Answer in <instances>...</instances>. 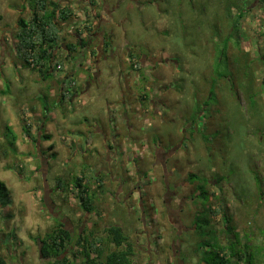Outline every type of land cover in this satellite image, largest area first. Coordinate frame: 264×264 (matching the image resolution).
<instances>
[{"label":"rangeland","instance_id":"1","mask_svg":"<svg viewBox=\"0 0 264 264\" xmlns=\"http://www.w3.org/2000/svg\"><path fill=\"white\" fill-rule=\"evenodd\" d=\"M59 1L72 2L77 10V16L66 25L67 41H75L76 25L81 23L83 11L89 10L88 4L86 0ZM108 2L117 4L113 12L117 23L112 25L116 35L103 48L108 50L107 55L112 46L119 49L114 50V57L101 58L98 66L93 54L84 62L79 61V68L77 61L61 56L66 70L62 74L75 69L78 94L72 102L57 105L54 102L61 85L56 80L62 74L43 81L38 71L23 65L7 33L2 40L5 32L1 28L15 31L20 0H0V41L9 45L8 50H3L0 43V182L6 184L0 193V254L8 264H48L40 256L35 238L43 237L61 219L69 227L80 225L84 213L72 192L63 188L83 169L104 179L103 185L96 187L91 178L102 216L90 215V223L97 219L101 228L111 223L121 225L135 242L145 240L141 231L147 228L153 238L170 225L163 205L164 184H170L180 197L185 194L183 186L187 181L189 199L180 217L185 225H194L195 229L182 234L183 261L218 264V257L210 250L219 248L233 262L229 250L233 234L242 240L251 236L253 241L247 253L244 248L241 251L245 254L239 264H264V33L260 25L256 32L254 23L246 18L242 21L246 13L239 15L255 0ZM60 50L66 55L64 47ZM130 51L137 59L139 54L148 55L156 68L141 65L132 72L127 61ZM93 52L96 54V50ZM160 59L166 62L159 65ZM96 72L98 77L94 76ZM123 74H127L128 81H124ZM156 94L162 99L157 113L151 111L149 103L139 101L147 108L140 114L142 110L135 107L138 103H131L136 97L147 101ZM45 99L49 105L44 106ZM45 107L53 118L46 127L51 139L41 141L39 150L25 135L22 117L30 124H40ZM108 112L115 116L122 138L130 132L131 137L138 139L152 138L166 151L178 146L179 149L156 166L155 149L150 148L144 151L147 163L137 167L135 160L143 150L132 143L127 146L128 159L124 158L122 164L121 155L125 152L121 148L115 150L117 138L111 137L114 127L108 122ZM123 113L127 114L126 119ZM9 128L18 135L15 144ZM76 148L79 149L75 154ZM149 167L153 168L149 178L140 182L144 189L126 204L107 198L118 186L124 191L130 189L136 176H142ZM166 170L171 174L167 182ZM127 176L132 180H126ZM57 179L62 181L61 188L56 186ZM149 179L153 181L150 188L155 186L153 193L146 190ZM44 186L46 191L54 189L48 195L56 204L57 217L45 205ZM125 197L123 194L120 199ZM153 205L161 214L152 212ZM210 206L219 208L221 213L212 216ZM156 221L162 224L158 231L154 227ZM169 241L170 237H166L161 242L163 247ZM203 246L209 249L207 257H203ZM150 254L142 252L139 264H145L146 255L153 264L154 252L151 250ZM159 263L166 264L165 260Z\"/></svg>","mask_w":264,"mask_h":264},{"label":"trees","instance_id":"2","mask_svg":"<svg viewBox=\"0 0 264 264\" xmlns=\"http://www.w3.org/2000/svg\"><path fill=\"white\" fill-rule=\"evenodd\" d=\"M89 5L99 7L96 0H91ZM259 5L263 6L264 0H260ZM92 11L94 10H90V8L89 10L83 11L84 16L81 19L82 21L76 25L78 39L74 42L72 39L67 41L66 25L77 16V10L73 3H66L59 0H29L27 4L22 5L21 16L17 20L16 31L13 34L15 49L13 51H15L23 65L38 71L43 81H47V79L52 78L55 74L59 73L60 75L62 74L61 72L66 71L65 63L59 59L61 56L67 60L77 61L76 68H79V61L81 60H77L72 54L76 51V46L79 45L76 43L77 40L82 41L83 45L87 43L85 35L93 29L91 27V21L89 23ZM25 12L26 14H24ZM243 14L244 11H241L239 13L240 17ZM85 16L87 18L89 17V19H84ZM62 41L63 45L61 46ZM60 47L66 49V55L61 54L63 50H60ZM91 53L94 55L93 51ZM262 56L264 61V54ZM99 61L97 57L96 66H98L97 63ZM136 63L134 62L133 64L135 65ZM133 68L137 69L136 66ZM74 72L75 69L73 70L72 68V70L60 75L61 78L56 80L58 86L61 85V87L55 99V104L59 105L67 104L69 101L72 102L78 94V90L75 88V78L77 77H75ZM98 72L94 76L98 77ZM97 77H94V79L96 80ZM262 82L264 83V78ZM6 92V90H3L4 94ZM45 105H49L47 100L44 101ZM50 112L48 107H45L43 119L40 124L38 122L30 124L26 122L25 117H22L24 122L22 129L25 135L37 144L39 150L41 141L51 139V135L46 132L48 122L53 120ZM109 112L107 115L108 119L112 115ZM9 130L10 138L15 144L18 135L12 128H9ZM53 146L51 144L50 148ZM108 147L110 149L112 148L111 145ZM51 155L48 157L51 158ZM45 159L47 161L46 165H49L50 161L48 158ZM91 178L95 180L96 187L103 185L104 179L101 175L98 176L96 172L87 174L82 169L80 175H73L71 180L66 181V187L63 189L64 191L72 192L74 199L78 201L79 207L83 213L89 214V218L94 213L100 218L102 216V210L98 208L97 191L91 188ZM43 179L46 180L45 177ZM5 185L3 182H0V193ZM56 186L57 188L63 186L61 179H57ZM0 203L3 207L1 200ZM210 210L212 216H217L221 213V210L217 207L212 208L210 206ZM87 226H90V229ZM87 226L82 234L73 236L65 224L60 221L56 227L44 234L43 237L37 236L35 240L39 244V251L42 258H51L48 264H79V261H81L80 264H139L134 260L137 252L136 242L121 225L111 223L105 224L101 228V225L96 219L91 223L89 221ZM111 245H114V247L111 248ZM217 257L219 259L218 264H228L230 261L227 255H221L220 252L217 253ZM240 260H242V255ZM0 264H8L1 254Z\"/></svg>","mask_w":264,"mask_h":264},{"label":"flooded vegetation","instance_id":"3","mask_svg":"<svg viewBox=\"0 0 264 264\" xmlns=\"http://www.w3.org/2000/svg\"><path fill=\"white\" fill-rule=\"evenodd\" d=\"M28 1L29 0H20V8H18L19 15L16 18V21L14 22L15 31H16L17 20L21 16L22 5L27 4ZM96 1L98 2L99 7H97V6L92 7L91 5H89L91 0H86L90 10L93 9L94 11H92V15H91L90 19H89V17L87 18L86 16L84 17V19H86V20L89 19V23L91 21V23H92L91 27H93V29L91 32H87V34L85 35L86 40H87V43L85 45H83L82 41H80V40L76 41V43H78L79 45L76 46V49H75L76 51L73 52V54H72L73 57H75L77 60H81L82 62H84V60H86L89 56L92 55L91 51H93V50H96L95 58L98 57L99 60H101V58H105L107 60L109 57H114L113 56L114 50L119 49L118 46L117 47H114V46L111 47L110 46L111 48H113V50H110L109 55H107L108 50H107V52H106V50H104L106 48V46H108V41L113 40L115 38V35H116L115 29L112 28V25L117 23L114 20V16H113V12H114L115 8L117 7V4L116 3L111 4L108 2V0H96ZM259 3H260V0H255L254 3L252 2L251 4H247L246 11L244 12V13H246V15H244V17L242 18V21H244L245 18L249 22H251L252 24L254 23V21H256L258 23V25H260L262 27V32L264 33V29H263V27H264L263 26L264 25V5L260 6ZM12 8H15V6H13ZM16 9H17V7H16ZM255 9L257 11H259L258 14L255 12ZM1 30H2L1 31L2 33L5 32L2 35V40L4 39L5 34L7 33L9 35L8 38L11 40L10 45H11V47H14V41H13V39H14L13 34H15L14 29L8 28L5 26L4 28H1ZM74 37H76V35H74ZM77 39H78V36H77ZM72 41H73V39H72ZM0 43H1V41H0ZM1 45H2V48H4L3 50L9 49L8 44L5 45V43L4 44L1 43ZM97 47L99 48V50L97 49ZM103 47H105V48H103ZM111 48H109V49H111ZM128 57L129 58H127V59H129V60H127V61H128V63H130V68H131L132 72L135 71L133 69L134 66H136L137 69L141 68V65L146 69L153 66L152 62L150 60V57L148 55L139 54L138 59H137V57L135 58V56L130 51ZM131 58L135 59V62L137 59L138 62L134 65L133 63H131L132 62ZM164 62H166L164 59H160L159 65L163 64ZM153 68H156V67L153 66ZM126 75L125 76H124V74L122 75L124 81L125 80L128 81L125 78ZM140 77H142V76H140ZM155 90H156V88H155ZM141 96H146V94H143ZM139 101L149 103L151 111L152 112L154 111L155 113H157L158 104H159V102H162V99L159 98V96L157 97L156 95H154L153 97H151V95H150V97L147 98V101L144 97L138 98V99H137V97L134 98V100L131 101V103L132 102L138 103V105H135V107L137 106L136 107L137 110H142V111H140V114H141L142 112L146 111L147 108L145 107V104H142ZM122 103L125 104L126 101L123 100ZM123 116L126 119L127 114L123 113ZM108 122H112L113 127H114V130L112 131L111 137L114 136V138H117V142H116L117 148L115 150H117L118 148H121L125 152L121 155V156H124L122 158V164L124 162V158L128 159V156L126 157L127 146H129V144H132V143H135V146H133V147H136V148L143 150L142 154L140 156H138V160H135V162L137 161L136 163H138L137 167H139L141 164L147 163L148 158H147L146 153H144V151L149 150L150 148L155 149L154 150L155 151L154 152V157H155L154 158V160H155L154 164H156V166H159V165H162L163 163H165L167 161V159H169V157L171 156V154H172L171 152L173 150L179 149V146H178V147H175V149L171 148V149H169V151H166L164 149H161V147H159L160 145H158L157 142H155V140H153L152 138L138 139L136 136L131 137L132 134L130 132L128 133V135L126 137L124 134L123 135L124 138H122L121 136L118 135L120 132L118 131L117 126L115 125V116L111 115V117L108 119ZM106 139H107V137H106ZM123 139H124V141H123ZM117 143H120V144L124 143V144L122 146L121 145L119 146ZM153 144L155 146H152ZM133 147H131V148L133 149ZM78 149L79 148H76L74 153L77 152ZM74 153H72V156H75L76 153L75 154ZM107 153H108V148H107ZM113 153L114 152L111 153V158H110L112 161H113V158H115L112 155ZM109 155H107L108 158H109ZM116 155H118V154H115V156ZM85 156L87 157V155H85ZM132 160H134V159H132ZM112 161H110V162H112ZM151 170H153V168L149 167V168H147V172H145V171L142 172V176L137 175L136 180L131 182L130 189H127L126 191H124V188L122 186H118L115 189L113 195L112 196L110 195V197L108 196L107 198L111 199V200L116 198V201H119L120 203L126 204L129 201V199L134 196L135 193L139 194L144 189L143 186H140V182L144 178L145 179L149 178L148 175H149ZM165 174L167 175L165 182H167L169 179L170 173L168 170H166ZM170 176H171V174H170ZM116 179L113 178V180H116ZM130 179L132 180L131 176L130 177L127 176L126 180H130ZM152 180H155V177ZM152 180L151 179L148 180V182H149L148 189H146V188L145 189L147 191H151L153 193V191H155V186L153 185L152 188H150V183L153 182ZM165 182L163 180V184ZM185 182L187 183V181H185ZM186 183L183 186L185 189V194H184V196H180V197L177 196L176 193L171 190L170 184H168L167 187H166V184H164V190H165L164 193L165 194H164V199H163L164 200L163 205H164V209H165V212H166V215L168 217L170 225H169V227L164 226L162 230H159L157 228H160V226H162V224H160V223H158V221H156L154 227L156 228L155 229L156 231H158V230L159 231H158V234H155V237H153V238H151L150 233L147 231V228L143 229V231H141L145 235V240L143 242H140L139 239H136V243H135L136 244L135 246L137 247V252H136V255L134 257V260H136L138 263L143 258V256L141 255L142 252L148 251V253L150 254V251L152 250L154 252V256H155V261L153 264H157L159 260L161 262H162V260H165L166 264H186L183 261V259L181 258V247H182V244L184 241L182 238V234L184 231H190V229H192V230L195 229L194 225H191V226L185 225V223L182 221V218L180 217V213H181L182 209L185 207V204L187 203V201L189 199L188 195L190 192L189 193L186 192V188H185ZM44 189H45V191H44L45 195L43 196L44 197L43 200L46 201L45 205H46L48 211L51 214H53V216L57 217L58 212L56 211V204H55V202L50 200V195H48L49 192L53 193L54 189L46 191L45 186H44ZM46 194L48 195L49 200H47ZM123 194L126 197L121 200L120 198H121V195H123ZM141 198L142 197H140V200H141ZM142 206H143V204H142ZM152 212L153 213H159V209L156 205H153ZM159 214H161V213H159ZM61 221H62V219H61ZM89 221H90L89 217H87V214L84 213V216L81 219V223L78 227H75V226L69 227L67 222H63V221L62 222L69 229V231L71 232V234L73 236H78V235L82 234V232L86 229V226L88 225ZM143 227H145V226H143ZM166 237H170V241H169L170 244H166L163 247L161 242H165ZM231 238L233 239L234 242L231 239V242H233V245H231L229 250L233 254V259H232L233 262L229 261L228 264H236L237 262L239 264V262L241 261L240 260L241 255L244 256L245 252L246 253L248 252V249L251 246V244H253V241L251 239V236L247 237V238H249L247 240H242V238L239 235L234 236L232 234ZM144 242H146V246L143 245ZM203 248H205V251L203 252V257H204V256H206L207 250H209V249H207V246H203ZM243 248H244L245 252H241L243 250ZM210 252L211 253L214 252L215 257H217L218 252H220L221 255L225 254L219 248L216 251L211 249ZM39 253H40V251H39ZM40 256H41V254H40ZM148 256L149 255H146L145 264H151V261H149L148 260L149 258H147ZM50 259L51 258H46L44 260L49 261ZM159 264H161V263H159ZM203 264H205V263H203Z\"/></svg>","mask_w":264,"mask_h":264},{"label":"crops","instance_id":"4","mask_svg":"<svg viewBox=\"0 0 264 264\" xmlns=\"http://www.w3.org/2000/svg\"><path fill=\"white\" fill-rule=\"evenodd\" d=\"M255 12H257V10L255 9ZM257 26H258V23L257 22H254V29L256 30L257 29ZM257 31V30H256ZM261 46V44L259 45Z\"/></svg>","mask_w":264,"mask_h":264},{"label":"clouds","instance_id":"5","mask_svg":"<svg viewBox=\"0 0 264 264\" xmlns=\"http://www.w3.org/2000/svg\"><path fill=\"white\" fill-rule=\"evenodd\" d=\"M131 61L134 63L135 62V59H132Z\"/></svg>","mask_w":264,"mask_h":264},{"label":"water","instance_id":"6","mask_svg":"<svg viewBox=\"0 0 264 264\" xmlns=\"http://www.w3.org/2000/svg\"><path fill=\"white\" fill-rule=\"evenodd\" d=\"M44 175H45V173H44Z\"/></svg>","mask_w":264,"mask_h":264}]
</instances>
